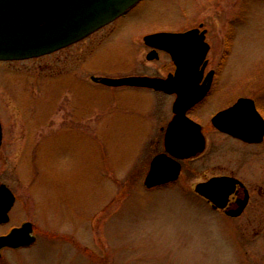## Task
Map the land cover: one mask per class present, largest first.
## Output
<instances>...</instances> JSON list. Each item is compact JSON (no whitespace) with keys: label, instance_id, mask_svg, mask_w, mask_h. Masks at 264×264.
I'll return each instance as SVG.
<instances>
[{"label":"rangeland","instance_id":"1","mask_svg":"<svg viewBox=\"0 0 264 264\" xmlns=\"http://www.w3.org/2000/svg\"><path fill=\"white\" fill-rule=\"evenodd\" d=\"M200 25L221 40L227 34L229 47L222 73L227 76L226 91L247 94L262 87L264 91V0H144L109 26L108 30H123L106 49H98L97 44L107 31L103 30L49 56L0 62L3 126L13 124L19 131L32 125L41 136L51 130L52 141L56 140L51 146L28 148L25 159L19 142L14 153L7 155V163L0 161L2 180L20 195L17 219L31 222L39 235L29 249L2 253L0 264H264V223H223L222 217L213 215L192 193L194 184L221 172L222 166L235 170L245 158L247 164L240 166V174L252 181L260 172L249 164L256 159L255 153L210 137L208 151L197 164L203 162L205 167L177 185L192 194L177 193V188L145 192L143 179L134 177L143 139L138 110H130L133 100L123 89L87 82L90 75L117 79L131 74L126 57L128 35H137L142 28L145 32L182 31ZM138 43L136 57L146 63V51ZM89 45L95 47L91 57ZM219 46L215 52L220 50L222 58L226 52ZM84 48L87 52L81 59ZM76 58L83 60L78 69L69 63L74 64ZM61 76L63 81L82 77L83 84L73 88L76 94L59 85ZM47 92L56 96L60 92L48 115ZM20 95L39 98L37 106L29 99L33 101L29 109L21 110V101L14 99ZM166 114L170 115L168 109ZM72 120L80 123L79 129L55 132L58 125L76 124ZM258 158L263 160L264 155ZM15 165L19 177L13 178V184L8 174ZM256 204L251 211H258L264 220V205ZM48 223L63 239L48 236ZM20 224L0 227V233Z\"/></svg>","mask_w":264,"mask_h":264},{"label":"flooded vegetation","instance_id":"2","mask_svg":"<svg viewBox=\"0 0 264 264\" xmlns=\"http://www.w3.org/2000/svg\"><path fill=\"white\" fill-rule=\"evenodd\" d=\"M124 17V16H123ZM122 17V18H123ZM121 19V18H119ZM118 19V20H119ZM116 20V21H118ZM115 21V22H116ZM114 23V22H113ZM112 23V24H113ZM112 24H109L108 26H105L104 28L98 30L94 34L90 35L89 37L85 38L84 40L80 41L77 44H82L86 40L92 38L93 36L97 35L99 32L103 30H107L105 34L100 36L98 49H106V46L110 41L120 33L119 31H122L123 29H110L108 30L109 26ZM126 29V28H124ZM143 31L139 32L137 35H128L127 37V43H128V49L127 50V61L129 64L128 66L131 68V74L124 78H148V79H158V80H168L169 78H177L176 72H177V65L172 58V54L175 55L178 63L182 66V75L179 76L180 80L177 83H174L173 86H171L174 91L172 93H166L161 90H154L153 88H140V87H130V86H124V87H108L105 85H102L100 83H95L92 81V78H104V77H98L94 75H90L87 80L88 83H91L92 85L97 86H103L110 89H118V90H124L127 95L130 96V99L132 103V109H137L139 122L142 123L140 134L142 135V147L146 148L144 151H142V147L140 149V152H138V156L140 157L138 162L135 164V178H142L143 179V189L145 192H166V191H172L175 188H177V193L180 194H194L196 197L201 199L205 206L210 210V212L213 215H219L223 219V223H264V220H260L258 216V211H251L252 207H255L254 205L257 202L256 207H259L261 205H264V159H259L258 157H262L264 155V133L261 137V140L257 143H249L245 142L243 140L234 138L233 136L226 134L222 132L219 128L214 126L213 120L220 114L228 111L229 109L233 108L239 101L241 100H247L246 106L248 108L254 109L256 113V121H255V129L258 130L259 133L264 132V91H262V88L259 89L261 91H255L253 93H245L243 91L239 92H228L226 91V84L225 79L227 76L222 73L224 72L225 65H226V59H227V49L229 47L228 43V37L227 34H225L226 38H223V40L218 39V37L213 36V33L208 29L202 27L200 25L198 28H189L182 31H155V32H145L146 29H141ZM188 33H192L188 38H178L175 40H172L170 42L169 40H163L159 42L158 46H152L146 43V38L150 36H154L157 34H172V35H185ZM139 40L142 44V49L146 51L145 53V60L146 63L141 62L137 59L136 55L139 51ZM202 42V45L204 47L207 46V54L205 55V58L197 65V60L195 59V49L199 47V42ZM119 43V42H118ZM75 44V45H77ZM105 46H102V45ZM219 44L220 49L224 50L226 54L222 55V58L220 55L218 56V52H215L216 45ZM74 45V46H75ZM73 46V45H72ZM71 47V46H70ZM90 48V57L94 54L95 49H93L94 46L89 45L87 46ZM86 47V48H87ZM141 47V45H140ZM81 53V59L85 56V49ZM95 48V47H94ZM138 48V49H137ZM62 51V50H61ZM170 51H172L170 53ZM214 53V54H213ZM52 55V54H51ZM80 58H76L72 64L75 65L77 69L79 68V64L83 62V60H80ZM189 63L188 66L186 64ZM61 73V72H60ZM191 73V75H190ZM59 85L61 84L68 86L71 91H74L73 88H75V85L83 84V81H79L82 77H76L75 81L73 80H64L63 76L59 77ZM108 79H114V78H108ZM119 79V78H117ZM51 80V79H50ZM48 83V82H47ZM49 86V84H47ZM64 86V87H66ZM62 89L61 87H59ZM241 88V87H240ZM243 89V87H242ZM152 93L148 96H143V93ZM75 92V91H74ZM243 92V93H242ZM19 94V93H18ZM76 94V92H75ZM142 94V95H139ZM47 97H45L46 102V115H48V112L52 110L53 107H56L52 100L54 101L59 100L60 98V92L55 95L53 92H47ZM201 97V98H199ZM199 98L197 102H194L191 106V100ZM15 100H18L19 107H21V110L24 108L29 109L30 103L34 101V103L37 106V103L35 102L39 98H24L22 95H20L17 98H14ZM135 99V100H134ZM136 99H140L139 101V107L137 105ZM189 100V102H182L180 103L177 113L174 111V106L176 103L178 104L179 100ZM29 100V101H28ZM23 101V103H22ZM189 106V107H188ZM186 110L183 114L182 118V124L179 122L181 118H178V111H181L185 109ZM188 107V108H187ZM56 109V108H55ZM166 109L169 110L170 115L166 114ZM26 110V109H25ZM27 111V110H26ZM29 111V110H28ZM61 111V110H60ZM30 112V111H29ZM25 113V112H24ZM26 114V113H25ZM30 115V113L26 114ZM46 115L44 116L46 118ZM35 116V115H34ZM37 117V116H36ZM39 117V116H38ZM77 121L79 120V115L77 116ZM177 117V122L175 125L171 126V123L174 122V119ZM34 120V119H33ZM76 124H63L58 125V128L55 130V132H63L67 131L69 128H76L79 129L81 126L80 123ZM1 122V117H0ZM35 125V124H33ZM28 127V126H24ZM21 128L19 131L16 130L15 126L13 124H8L6 127L3 126L1 123V144H0V161L3 159V163H7L9 160V154H13L14 150L17 146V144L20 142V147L23 146L24 153L23 157L24 159L28 156V148H39V147H47L48 145L51 146L52 143H54L56 140L52 141V133L51 130H45L44 135L41 136V134L37 131V129L34 126H29V128ZM21 133V134H20ZM24 133V134H23ZM25 133L27 134L25 140H21L25 136ZM24 136H23V135ZM21 135V136H20ZM57 133L54 134V138L57 137ZM260 135V134H259ZM210 137H216L218 139L223 138L226 141H230L233 143H236L243 147L246 151L251 152L253 151L255 153L254 160H252L249 164H253V167L258 168L260 172H257L255 176L251 178L252 181L247 182L243 179V175L240 174V166H245L247 164L246 158L244 161L237 163V168L235 170L229 168L228 166H222L221 172L217 174H211L205 181L198 182L193 185V191L187 190L184 185L177 187V185H181L185 183L186 179H189L190 177L194 178L196 177L198 170L202 167H205L203 165V162L200 163V165H197L200 161V158L202 159L205 154L208 151V147L210 146ZM201 139L203 142L204 149L200 154H197L196 156H191L188 158H180L174 156L168 148L170 147H179L177 152L179 154L184 153L183 151H187L184 147L192 146L195 142V139ZM15 147V148H14ZM147 152L149 153V156H141L143 153ZM136 156V155H135ZM161 157V163L158 165V170L161 173H170L169 168H177L178 167V176L177 179L173 182H168L156 187L147 188L144 185V181L146 177L148 176L150 172L151 163L155 158ZM167 164V166L165 165ZM209 162L206 163L208 165ZM248 164V165H249ZM225 165V164H223ZM5 167V166H4ZM207 168V167H206ZM4 176V170L0 171V185H4L9 192L13 196V205L8 212V220L4 223L0 224V227H8L11 223H21L20 225H14L11 226L7 231L0 233V237L7 236L10 234V232L13 229L20 228L25 223H31L28 221L20 222L16 217V209L18 208V205L21 202L20 195L18 191L14 188V186L11 184H8L2 180ZM10 176L11 180L13 178L17 179L19 177V171L18 166H13L11 172L8 174ZM132 177V175H131ZM132 177V179H135ZM220 178H227L230 180L236 181L234 183V186L232 188V192L227 197L226 204L224 208H215L211 202L208 200L200 197L195 193V187L196 185L200 183L208 182L212 179H220ZM182 182V183H181ZM13 184H15V181L13 180ZM261 202V204H260ZM245 203V207L241 214L239 216H231L229 213L236 211L240 208V205ZM255 212V213H254ZM255 214V215H254ZM13 216V217H12ZM45 222V221H44ZM47 223V222H45ZM32 225V235L35 237L36 241L35 243L30 246L33 247L39 240V235L37 233L36 227ZM49 232L48 236L51 238H61L54 232V229H51V224L48 223ZM55 231H57L55 229ZM57 235V236H56ZM28 248H19V249H11V248H3L1 250V254L4 252H16L22 251ZM2 256H0L1 258Z\"/></svg>","mask_w":264,"mask_h":264},{"label":"water","instance_id":"3","mask_svg":"<svg viewBox=\"0 0 264 264\" xmlns=\"http://www.w3.org/2000/svg\"><path fill=\"white\" fill-rule=\"evenodd\" d=\"M142 0H0V62H19L37 59L58 52L73 44H76L99 29L111 24L129 10L135 7ZM192 33L185 35L157 34L146 38V43L152 46L163 40L188 38ZM195 49L197 65L205 58L207 46L202 42ZM172 51H170L171 53ZM173 53V52H172ZM171 53V54H172ZM177 65V78L168 80L148 78H92L95 83L108 87H147L154 90H161L172 93L171 87L177 83L182 75V66L172 54ZM189 63L186 64L188 66ZM191 75V73H190ZM201 98V97H199ZM199 98L183 100L180 99L174 106L177 113L180 103L190 101L191 106ZM247 100L239 101L233 108L218 115L213 124L222 132L234 138L249 143H257L261 140L264 132L259 133L255 129L256 113L254 109L248 108ZM188 106V107H189ZM187 107V108H188ZM186 107L178 111L179 122L182 124L183 114ZM177 117L171 126L175 125ZM260 134V135H259ZM1 144V125H0ZM187 151L179 154V147H170L168 150L176 157L188 158L200 154L204 149L202 140L195 139L192 146L184 147ZM161 157L155 158L150 167V172L145 179L144 185L147 188L156 187L168 182H173L178 176V167L169 168L170 173H161L158 165ZM167 166V164H165ZM236 181L227 178L212 179L206 183H200L195 187V193L205 198L215 206L224 208L227 197L232 192ZM13 196L9 190L0 185V224L8 220V212L13 205ZM245 207L229 213L231 216H239ZM32 225L23 224L20 228L13 229L10 234L0 237V256L3 248L19 249L32 246L36 239L32 235Z\"/></svg>","mask_w":264,"mask_h":264}]
</instances>
